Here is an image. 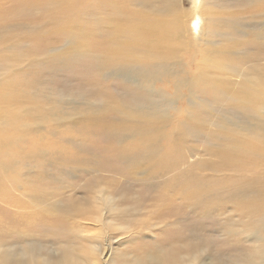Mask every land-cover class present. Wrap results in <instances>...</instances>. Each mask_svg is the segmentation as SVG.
<instances>
[{
  "label": "rangeland",
  "instance_id": "rangeland-1",
  "mask_svg": "<svg viewBox=\"0 0 264 264\" xmlns=\"http://www.w3.org/2000/svg\"><path fill=\"white\" fill-rule=\"evenodd\" d=\"M2 1L5 6L9 4L8 0ZM208 1L209 7L204 12L211 20L220 18L230 21V18H235L234 21L239 22L242 27L237 29V33L223 25L221 29H217L222 32L228 31L226 33L228 35L227 38H221V43L218 44L219 51L215 56L210 52L205 57L207 66L200 64L199 56L195 61L187 58L171 61L173 64H181L179 71L187 72L190 77L204 74L227 83L225 84L227 88L222 85L211 94H200L196 97L191 95L193 92L190 89H181L176 81H170L171 78L168 76L157 77L156 81L148 80L149 83H143L137 74L119 68L117 47L120 37L116 35L113 39L108 38L101 47H98L99 40L96 39L100 36L94 33L93 0H88L85 9L82 7L78 9L76 0H37L26 11L14 16L11 20L0 22V28L2 27L0 29V87L18 79V76H13L12 73L22 75L28 82L27 86L21 90L22 98L18 97V101L8 99L7 102H0V123H8L0 133L5 134L9 128L18 131L10 136L7 149L0 150L2 160L12 162L9 155L18 154L16 168L0 172L1 188L4 189L0 193L2 225H7L9 230L8 225L12 224L11 222H18L21 213L29 214L22 205H19V201L30 206L35 205L27 195L22 193L20 186L30 188L38 186V190H43L42 194L53 195L54 200H62L64 204L73 203L76 206L93 204L100 193H106L112 198L106 209L107 219H103V224H93L89 221L90 234L97 237V240L93 242L99 248V256L103 264H122L128 259H132L134 264H157L149 259V255L157 256L163 249H168L167 238L169 239L173 232L178 231L184 239V242L180 238L181 242L177 240L174 243L181 248L179 252H186L183 247L192 242H195L192 253L204 251L194 264L221 262L251 264L248 252L253 243L246 237L245 231L240 230L238 235H234L229 241L226 240L228 238L226 233L231 227L242 224L244 220L237 207V200L233 199L232 194V190L239 184V181L233 177L234 169H229L225 165H219L217 168L209 165L208 170V167H202V162L196 163L195 171L200 177L196 191H206L207 185H203L201 183L203 182L209 185V193L213 191L216 195H221L220 200L212 203L213 213L209 212L211 215L203 218L204 215L200 213V210L197 212L191 205L189 206L192 210L186 206L189 203L182 200L176 194L177 191L160 187L158 193L146 185L141 186L138 180L142 177V169L135 170L140 173L133 171L125 174L124 164H120L119 160L114 161L115 149L142 147L141 138L119 135L112 129L85 136L83 135L85 130H82L83 126L80 125L82 117L90 113L92 108L101 106L103 103L106 106L96 112L104 114L108 124L126 117L129 106L144 110L153 107L171 120L166 126L167 138L158 143L162 156L181 153L188 157L187 163L192 164L196 159L207 157L208 153L210 155L216 153V150L208 148L210 145L214 144V147H218L222 143L216 139L210 142L209 132L202 126H207L210 133L215 131L214 137H217L221 132L230 130L229 127L225 129L220 119L231 121L235 117L234 124L237 121V115L246 118L247 122L258 118L254 111L248 112L241 105H233L232 102L237 101L238 96L245 94V91H253L260 75L264 73V43L234 46L233 52L245 56L243 62L229 61L222 50V45H225L230 38L246 39L248 36L240 31L250 32L260 27L262 21L250 23L252 21L246 19L245 8L247 7L243 0ZM172 3L173 10L186 25L191 11L195 6L201 5V0H161L159 6L163 9L169 8L168 6ZM27 10L31 11L27 12ZM236 13L239 16L236 17ZM197 21L191 25L192 30L186 36L188 37L186 41L189 43L193 39L201 42L203 35L200 33L204 29L205 32L209 29V27L200 28V21ZM175 26L178 30V25ZM112 50L114 52L109 53ZM213 50L209 48V51ZM97 52L109 54H103L101 60L97 61L91 58L97 57ZM82 54L86 55L85 59L82 57L75 65L74 63L65 65L73 61L77 55ZM228 56L230 57L229 53ZM212 57L222 58L217 66L209 65ZM226 65L232 68H225ZM254 65L257 67L249 70ZM233 69L236 70L234 75L231 73ZM173 71L176 72L174 68L170 70V72ZM241 77L245 80L237 83ZM216 82L219 81L216 80ZM222 88L227 89L229 94L222 93ZM212 90L213 88L209 92ZM257 91L260 99L255 103V107L261 109L260 101L264 100V86L260 84ZM191 102L194 103L191 110L195 111L197 121L201 124L200 132L197 137L187 138L177 144L179 122L186 114V106ZM25 129H29V132L23 135L22 132ZM243 135L244 132L238 130L235 138H230L223 147L244 151L239 148ZM23 141L25 143H22ZM35 153H39L45 159L35 160ZM94 159L99 162L94 164ZM126 169H129L128 165ZM261 172L264 173V166ZM245 173L248 177L254 175V172L249 169H246ZM138 199L141 201V206L135 203ZM178 208H182L183 212L179 213L175 210ZM133 211H135L133 216L123 217L124 214ZM3 213L4 215H1ZM70 214L71 210L66 212L67 234L70 241L67 244L89 248L90 245L78 234L81 228L75 226V222L81 219H73ZM2 217L7 218L2 221ZM195 220L198 227L194 224ZM187 223L190 226L186 225ZM101 225L104 227L108 225L110 229L105 236L101 233ZM127 225H131L128 230L125 229ZM194 226L197 229H194ZM189 227L192 228V230L190 228L191 231L188 230ZM16 229L19 230L17 227L12 231L9 230L10 233L7 232L9 238H5L7 239L4 241L5 244L11 242L18 244L14 236ZM1 235L0 242L4 240L2 238L4 235ZM37 239L40 245L47 249L49 255L58 256L59 243H56L58 240L53 238L42 240L39 236ZM94 245L91 244V246ZM157 247L162 248L157 250ZM123 254L132 255L133 258H126L125 255L122 256ZM103 256L107 259L110 256V259L105 263ZM134 257L138 258L139 262L134 260Z\"/></svg>",
  "mask_w": 264,
  "mask_h": 264
},
{
  "label": "bare ground",
  "instance_id": "bare-ground-1",
  "mask_svg": "<svg viewBox=\"0 0 264 264\" xmlns=\"http://www.w3.org/2000/svg\"><path fill=\"white\" fill-rule=\"evenodd\" d=\"M160 1L161 0H93L94 33L100 36L99 39H96L99 40L97 43L98 47H101L102 43L108 38L113 39L116 35L120 37L119 46L117 47L119 51L117 66L122 68V70L137 74L143 83L148 82V80L151 82L156 81L157 77L168 76L171 78L169 80L176 81L181 89H190L193 92H190L193 97L200 94H211L216 91V88L222 85L227 88L225 85L227 83L225 81L223 82L220 79H216L219 81L217 83L214 78L207 77L204 74L190 77L187 72L179 71L182 67L181 64H173L171 61L180 58H187L191 61H195L197 58L201 57L200 64L207 66L205 57L208 56L210 52L215 56L219 51L218 44L221 43L223 38H227L228 35L226 34L228 31L222 32L217 31V29H221L223 25V27H229L237 33V29L242 27L241 24L234 21L235 18H230V21L220 18L211 20L204 12V10L209 7V1L201 0V5H197L193 8L191 15L187 18L188 23L185 25L178 13L173 10V3L168 6L169 8L163 9L159 6ZM8 2L9 4L5 6L4 1L0 0V22L11 20L14 16L26 11V9L37 2V0H8ZM76 2L78 9H80V7L85 9L88 0H76ZM243 2H245L244 5L247 7L245 8L246 19L252 21L250 23L262 22H260V27L250 32L247 30L240 31L248 36L246 39L233 40L230 38L227 39L225 45H222V50L226 58L232 62H243L245 60L244 55L236 53L235 51L233 52L235 49L234 46L255 43L258 45L264 43V0H243ZM29 11L31 10H27V12ZM174 15L175 17L173 18ZM235 16L237 17L239 14L236 13ZM168 18H170V20H168ZM197 20L200 21V28L209 27V29L207 32H205L204 29V31L200 33V35H203L202 41L201 38H199L201 42H196L193 39L192 42L189 43L186 41L188 38L186 36L188 32L192 30L191 25ZM54 22H56V20ZM176 24L178 25L179 32L175 26ZM73 38L75 37L73 36ZM153 42H156V44H153ZM209 48L214 50L209 51ZM227 50L230 57L228 56ZM112 52L114 51L112 50L109 53ZM109 53L97 52V57L91 58L100 61L103 54ZM82 57L85 59L86 55H77L73 61L65 65L70 63H74L75 65ZM51 59L54 60L52 56ZM221 59L212 57L209 61V65L217 66ZM176 67L178 68L175 69ZM255 67L257 66H251L249 70H253ZM172 68H174L176 72H170ZM225 68L232 67L226 65ZM235 72V69L231 71L233 75ZM170 73L175 75H171ZM12 74L13 76H18V79L12 80L7 85L0 87V102H7L8 99H19L18 97H21L23 94L21 90L28 84L27 79L22 75L16 73ZM243 80L245 79L241 77L240 81H237V83ZM260 84L264 86L263 72L253 91H245V94L238 96L237 101L232 102L233 105H241L248 112L254 111L257 114L256 117L260 119L254 118V121L247 122L246 118L237 115V121L234 124L233 120L235 117L231 121L220 119L225 129L229 127L230 130L221 132L217 137H214L215 131L210 133L207 126H202L209 132L210 142L216 139L222 143L218 147H214V144L210 145L208 148L216 150V153L213 155L208 153L207 157L196 159L192 164H188V157L181 153L162 156L161 151L158 149V143L160 140L163 141L167 138L166 126L171 120L161 111L153 109V107L149 110H144L139 107L129 106L126 117L108 124L107 117L101 112H96L106 106V104L103 103L101 106L92 108L90 113L82 117L80 125L83 126L82 130H85V132H83L85 136L91 133L97 134L101 130L112 129L119 135H131L141 138L143 142L142 147L125 148V150L115 149L113 152L114 161L119 160L120 164H124L125 169H123L125 170V174H130L135 170L142 169V177L138 180V184L141 186L146 185L148 188L158 193L160 187H168L166 189L170 191H177L176 194L182 200L189 203L186 206L190 208L189 205H191L194 207V211H201L200 213L204 215L203 218L205 216L206 218L207 216L209 217V215H211L209 212L213 213L214 207L212 203L220 200L221 195H216L213 191L209 193V185L201 181L203 185H207L206 191H196L197 183L200 180V177L195 171L196 163L202 162V167L206 166L208 170L209 165L213 168H217L219 165H225L229 169H234L235 173L233 177L239 181V184L232 190V194L233 199L235 201L237 200V207L244 220L242 224L231 227L226 233L228 236L226 240L229 241L234 235H238L240 233L238 231L240 230L245 231L246 237L253 243L251 250L248 252L251 264H264V173L261 172V168L264 166V100L260 101L261 109L255 107V103L260 99V95L257 91ZM211 88H213V90L209 92ZM225 88H222L221 92L229 94L228 90ZM120 106L124 107L123 104H120ZM193 106V102L186 106V114L183 115V119L179 122L177 144L187 138H195L199 135L201 124L197 121V114L195 111L191 110ZM7 124L8 123H0V131L5 129ZM238 130L244 132L243 140L239 145V148L244 151H240L239 149L231 150L227 147H223L224 143L227 144L230 138H235ZM16 132H18L16 129L9 128L6 130L5 134L0 133V150L7 149L10 136ZM28 132L29 129H25L22 134L25 135ZM79 132H81V130ZM22 143H25V141ZM9 156L12 162L0 159V172L2 170L9 171L12 168L14 170L16 168L18 154L11 153ZM43 158L45 159V157L40 156L39 153L34 154L35 160ZM98 162L99 160L96 159L93 161L94 164ZM126 165L129 166V169H126ZM246 169L253 171L254 175L248 177L245 173ZM1 181L0 176V193L4 191V189L1 188ZM21 188L22 193L27 195L35 205L30 206L23 201H19V205H22L29 214L21 213L18 222H11L12 224L8 225L11 231L17 227L19 228V230H14L15 240H18V244H12V242L5 244L4 241H7L5 238H9L7 237V232L10 233V231L7 229V225H2V222H0V235H4V237H2L4 238V240L2 239L3 243L2 240L0 242V264H103L99 256V248L97 245H94L93 242V240H97V237L90 234L91 224H89V221L93 224H103V219H107L108 217V211L106 212V209L109 207L110 201L112 200L110 195L100 193L93 204L76 206L73 203L64 204L62 200H54L55 196L53 197V195L42 194L43 190H38V186L32 188L20 186V189ZM229 190L231 191V188H229ZM56 198L58 199V197ZM12 201L14 200L12 199ZM135 203L140 205L141 201L138 199ZM70 210L71 218L81 219L75 222V226L81 228L78 234L90 245L89 248H83L82 246L74 247L67 244L70 241H68L67 234L68 216L66 212ZM175 210H178L179 213L183 212L182 208ZM135 211L126 213L123 217H131L134 215ZM1 215H4V213ZM4 218L7 217H2V221ZM186 220L188 221V219ZM196 220V223H194L195 225L197 224ZM188 223L186 225H188ZM190 224L192 225L193 223ZM21 225L25 227L21 228ZM107 226L108 225L104 227L101 225L100 227L103 236H105L107 231H110ZM197 227L195 228L194 226L193 228L197 229ZM130 228L131 225L125 226L126 230ZM190 228L191 227H189L188 230H190ZM37 236L41 237L42 240L50 238L58 240L56 242L59 243L58 247L60 251L58 250V256L53 257L49 255L47 249L40 245ZM193 236L194 234L192 237ZM180 238L181 234L179 231L173 232L172 236L169 237V239L167 238L166 244H169L168 249H163L159 255H154L155 257L150 256V254L149 259L157 262V264H162L163 262H165V264H180L182 262L185 264H194L197 262L198 256L202 255L204 251H202V253H192L191 251L195 248V242H192L183 247L186 252H179L181 248H179L178 245H174V243H176L175 241L177 240V242H181ZM190 238L191 236L189 239ZM186 240L187 238L185 241ZM192 240L194 241V239ZM182 242H184V239H182ZM91 244L94 246H91ZM161 248L162 247H157L156 249L160 250ZM124 255L126 258L132 257V255L129 254L128 256L126 254L122 256ZM102 258H104L106 263L110 259V256L108 259L106 256ZM123 260L126 259L123 258ZM134 260L139 262L138 258L134 257ZM122 264L134 263L132 259H128ZM219 264L224 263L221 262Z\"/></svg>",
  "mask_w": 264,
  "mask_h": 264
}]
</instances>
